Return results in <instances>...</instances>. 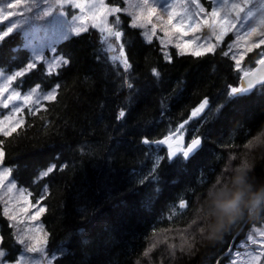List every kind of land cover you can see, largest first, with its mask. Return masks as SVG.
Returning <instances> with one entry per match:
<instances>
[{
    "label": "trees",
    "instance_id": "trees-1",
    "mask_svg": "<svg viewBox=\"0 0 264 264\" xmlns=\"http://www.w3.org/2000/svg\"><path fill=\"white\" fill-rule=\"evenodd\" d=\"M121 18L124 66L88 27L57 45L58 69L38 62L20 77L21 90L57 89L0 136L3 162L44 206L52 264H223L251 226L264 224V84L232 93L241 73L226 52L230 36L202 54L172 49L167 60ZM262 49L247 52V69ZM29 57L19 32L0 39L1 69ZM179 132L185 144L201 141L190 157L155 143ZM0 221L1 246L14 259L21 244L1 212Z\"/></svg>",
    "mask_w": 264,
    "mask_h": 264
},
{
    "label": "rangeland",
    "instance_id": "rangeland-1",
    "mask_svg": "<svg viewBox=\"0 0 264 264\" xmlns=\"http://www.w3.org/2000/svg\"><path fill=\"white\" fill-rule=\"evenodd\" d=\"M121 14L129 16V24L140 28L146 41L156 40L167 60L172 49L179 54H202L215 50L230 36L226 52L243 73L247 52L264 45V0H0V39L19 32L30 56L20 69L7 72L0 68V136L24 124L27 113L55 96V86L42 90L35 84L21 90L20 77L38 62L48 72L58 69L65 59L57 45L72 34L96 28L111 60L125 65ZM261 52L258 60L264 57V49ZM182 132L174 133L171 140L183 138ZM3 155L0 144V212L21 247L14 259L7 258L10 251L1 246L0 230V264H52L40 221L44 206L17 183ZM263 252L264 224L253 225L228 249L223 264H259Z\"/></svg>",
    "mask_w": 264,
    "mask_h": 264
},
{
    "label": "water",
    "instance_id": "water-1",
    "mask_svg": "<svg viewBox=\"0 0 264 264\" xmlns=\"http://www.w3.org/2000/svg\"><path fill=\"white\" fill-rule=\"evenodd\" d=\"M74 1V0H68ZM264 84V58L259 60L250 69L241 74L238 88L233 90L234 95H244L250 93L256 87ZM172 135H167L162 139L155 140V143L168 148L171 155H177L182 152L185 157L192 156L201 146V141L196 138L184 145L181 138L171 140Z\"/></svg>",
    "mask_w": 264,
    "mask_h": 264
},
{
    "label": "bare ground",
    "instance_id": "bare-ground-1",
    "mask_svg": "<svg viewBox=\"0 0 264 264\" xmlns=\"http://www.w3.org/2000/svg\"><path fill=\"white\" fill-rule=\"evenodd\" d=\"M66 40H67V39H66ZM70 40H71V39H70ZM68 41H69V40H68ZM65 42H66V41H65ZM109 78H110V77H109ZM114 80H115V79H114ZM116 82H117V81H116ZM128 88H129V87H128ZM125 89H126V87H125ZM120 90H121V89H120ZM122 91H123V90H122ZM120 93H121V92H120ZM120 93H119V94H120ZM124 93H126V92H124ZM121 94H123V93H121ZM117 96H118V94H117ZM119 96H121V95H119ZM48 102H50V101H48ZM45 105H46V104H45ZM40 108H41V107H40ZM38 109H39V108H38ZM194 154H195V153H194ZM184 171H186V170H184ZM184 173H185V172H184ZM206 173H207V172H206ZM182 175H183V174L181 173V178H182ZM185 175H186V174H185ZM210 176H211V175H210ZM212 177H213V176H212ZM182 179H184V178H182ZM210 179H211V178H210ZM212 179H215V178H212ZM212 179H211V180H212ZM165 180H166V179H165ZM211 180H210V181H211ZM169 181H170V180H169ZM177 181H178V180H177ZM219 181H220V179H219ZM180 182H181V181H180ZM178 183H179V182H178ZM185 183H186V182H185ZM203 183H204V182H203ZM209 183H210V182H209ZM181 184H182V183H181ZM188 184H189V183H188ZM190 184H191V183H190ZM205 184H206V183H205ZM207 184H208V183H207ZM217 184H219V182H217ZM202 186H204V185H202ZM222 189H223V188H222ZM223 190H224V189H223ZM209 192H210V190H209ZM209 192H208V193H209ZM201 193H202V192H201ZM210 193H211V192H210ZM222 193H223V192H222ZM203 194H204V191H203ZM205 194H207V193L205 192ZM201 195H202V194H201ZM209 195H210V194H209ZM225 195H227V194H225ZM260 195H261V194H260ZM205 196H206V195H205ZM212 196H213V195H212ZM223 196H224V195H223ZM223 196H222V197H223ZM228 196H229V195H228ZM201 197H202V196H201ZM222 197H221V198H222ZM203 198H204V197H203ZM206 198H208V197H206ZM206 198H204V200H205ZM221 198H220V199H221ZM207 200H208V199H207ZM212 200H213V199H212ZM219 201H220V200H219ZM212 202H214V201H212ZM219 206H220V205H219ZM220 212H221V211H220ZM180 218H181V217H180ZM181 219H182V218H181ZM183 219H184V218H183ZM187 219H188V218H187ZM185 220H186V218H185ZM172 221H173V219H172ZM252 222H253V221H252ZM173 223H174V222H173ZM181 223H182V222H181ZM255 223H256V222H255ZM178 224H180V223H178ZM202 233H203V232H202ZM188 239H189V238H188ZM192 239H193V238H192ZM186 246H187V245H186ZM150 247H151V246H150ZM221 248H222V247H221ZM148 249H149V248H148ZM218 251H219V250H218ZM150 252H151V251H150ZM155 253H156V252H155ZM175 253H176V252H175ZM219 253H220V252H219ZM152 254H154V253H152ZM217 255H218V254H217ZM224 255H225V254H224ZM224 257H226V256H224ZM224 257H223V259H224ZM214 258H215V256H214ZM214 258H213V259H214ZM148 259L150 260V258H148ZM225 259H226V258H225ZM145 261H146V260H145ZM145 261L143 262V264H144V263H147L148 260H147L146 262H145ZM155 261H156V260H155ZM215 261H216V260H215ZM220 261H221V260H220ZM160 262H161V261H160ZM160 262L158 261L159 264H160ZM149 264H152V263L149 262ZM218 264H219V263H218Z\"/></svg>",
    "mask_w": 264,
    "mask_h": 264
}]
</instances>
